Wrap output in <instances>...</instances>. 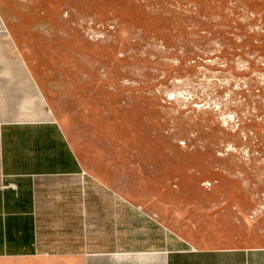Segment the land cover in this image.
Returning <instances> with one entry per match:
<instances>
[{
	"label": "rangeland",
	"instance_id": "374dc122",
	"mask_svg": "<svg viewBox=\"0 0 264 264\" xmlns=\"http://www.w3.org/2000/svg\"><path fill=\"white\" fill-rule=\"evenodd\" d=\"M0 18L80 158L174 246H264V0H0Z\"/></svg>",
	"mask_w": 264,
	"mask_h": 264
},
{
	"label": "crops",
	"instance_id": "0c3cea01",
	"mask_svg": "<svg viewBox=\"0 0 264 264\" xmlns=\"http://www.w3.org/2000/svg\"><path fill=\"white\" fill-rule=\"evenodd\" d=\"M2 27L0 264H264V246H174L123 183L80 158Z\"/></svg>",
	"mask_w": 264,
	"mask_h": 264
}]
</instances>
